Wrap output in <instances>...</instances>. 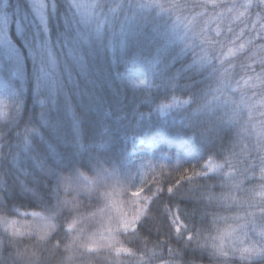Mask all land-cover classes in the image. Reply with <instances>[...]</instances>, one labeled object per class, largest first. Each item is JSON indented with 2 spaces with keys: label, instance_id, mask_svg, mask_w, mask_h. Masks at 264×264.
I'll return each instance as SVG.
<instances>
[{
  "label": "clouds",
  "instance_id": "clouds-1",
  "mask_svg": "<svg viewBox=\"0 0 264 264\" xmlns=\"http://www.w3.org/2000/svg\"><path fill=\"white\" fill-rule=\"evenodd\" d=\"M66 7L78 9L74 0ZM90 7L113 24L136 15L151 34L144 55L155 71L122 83L160 93L152 112L179 117L197 159L133 163L123 146L105 141L99 154L81 145L83 161L54 168L34 151L41 113L39 124L30 122L23 100L0 96V166L16 168L21 197L13 198L4 168L0 264H264V0H93ZM42 19L36 67L55 74V87L61 64L72 72ZM21 154L43 180L19 166Z\"/></svg>",
  "mask_w": 264,
  "mask_h": 264
},
{
  "label": "trees",
  "instance_id": "trees-1",
  "mask_svg": "<svg viewBox=\"0 0 264 264\" xmlns=\"http://www.w3.org/2000/svg\"><path fill=\"white\" fill-rule=\"evenodd\" d=\"M53 2L57 6L55 12ZM3 3L9 25L4 37L0 36V82L18 91L20 96L12 102L23 100L25 119L31 117L30 122L39 124L36 115L41 113V119L45 120V126L40 128L43 137L35 142L34 151L48 164L67 170L83 161L81 145L99 154L105 141L113 150L123 146L130 158L139 140L157 147L151 157L144 156L146 159L176 164L195 162L197 151L187 142L179 117L173 114L162 118L152 112L160 93L146 96L122 83L129 81L126 74L130 68L139 69L145 64L147 76L155 71L154 60L144 55L150 50L153 37L140 27L136 15L117 19L113 24L111 17H100L90 7L93 0L86 9L80 8L79 0H74L78 9L66 7L68 0H42L44 8L37 6L35 10L30 7L31 0H3ZM42 16L47 17L52 50L67 61L72 72L69 75L61 64L55 87V74L47 69L38 71L36 67L35 50L45 42ZM72 107L75 113L70 111ZM57 159L61 161L59 164ZM19 166L39 180L45 178L35 172L34 165L23 154ZM4 168L8 170L6 179L13 198L20 200L16 193L19 173L7 160L0 171Z\"/></svg>",
  "mask_w": 264,
  "mask_h": 264
},
{
  "label": "rangeland",
  "instance_id": "rangeland-1",
  "mask_svg": "<svg viewBox=\"0 0 264 264\" xmlns=\"http://www.w3.org/2000/svg\"><path fill=\"white\" fill-rule=\"evenodd\" d=\"M90 0H79V5L80 8H84L86 9L89 5ZM4 3L3 0H0V36L4 37V30H6L7 26H8V19L6 17L5 14V7H4ZM147 67V65H141L139 69H130L129 72L126 74L128 79L130 80V82L139 83V79L143 78L144 76H146L147 74H145V70L143 67ZM8 97L13 100V98H15L16 96H13V93L8 94ZM142 142H139V145H141ZM153 146L152 145H146L144 146V148L138 149V150H134L131 152V157L129 158L133 163L140 161V160H146L144 158V156L140 157L137 154L138 153H145L148 152V154H151V151L153 150Z\"/></svg>",
  "mask_w": 264,
  "mask_h": 264
},
{
  "label": "snow or ice",
  "instance_id": "snow-or-ice-1",
  "mask_svg": "<svg viewBox=\"0 0 264 264\" xmlns=\"http://www.w3.org/2000/svg\"><path fill=\"white\" fill-rule=\"evenodd\" d=\"M37 6L39 7L43 6L42 0H31L30 7H32L35 10Z\"/></svg>",
  "mask_w": 264,
  "mask_h": 264
}]
</instances>
